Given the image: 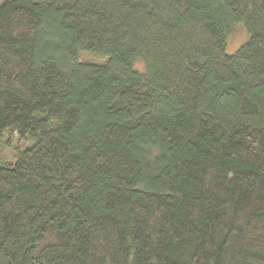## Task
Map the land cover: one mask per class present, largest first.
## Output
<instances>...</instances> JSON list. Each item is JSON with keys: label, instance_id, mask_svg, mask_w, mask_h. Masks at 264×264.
Wrapping results in <instances>:
<instances>
[{"label": "trees", "instance_id": "16d2710c", "mask_svg": "<svg viewBox=\"0 0 264 264\" xmlns=\"http://www.w3.org/2000/svg\"><path fill=\"white\" fill-rule=\"evenodd\" d=\"M0 145V264H264V0H3Z\"/></svg>", "mask_w": 264, "mask_h": 264}, {"label": "rangeland", "instance_id": "374dc122", "mask_svg": "<svg viewBox=\"0 0 264 264\" xmlns=\"http://www.w3.org/2000/svg\"><path fill=\"white\" fill-rule=\"evenodd\" d=\"M3 0H0V3ZM248 39L247 33L243 27L242 24H237L234 29L232 30L230 36L226 40L225 44V53L227 55H233ZM81 60L86 61V62H91V63H99L100 61L88 54H82L81 55ZM101 63V62H100ZM137 69H142L141 63H137L136 65ZM31 141V143H29ZM33 139L29 138L26 141H23L19 144V147L17 150H23L27 146H30L33 144ZM3 148V149H1ZM0 155L5 156L6 158H10L13 153H16L17 150L10 151L8 149H4L2 145H0ZM5 162L2 157H0V166L3 165Z\"/></svg>", "mask_w": 264, "mask_h": 264}]
</instances>
